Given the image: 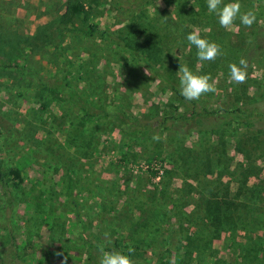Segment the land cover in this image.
<instances>
[{
  "label": "rangeland",
  "instance_id": "obj_1",
  "mask_svg": "<svg viewBox=\"0 0 264 264\" xmlns=\"http://www.w3.org/2000/svg\"><path fill=\"white\" fill-rule=\"evenodd\" d=\"M66 1L0 0V264H100L101 249L133 264H264V141H250L264 130L241 124L256 117L247 99L264 104V0H239L257 22L231 31L206 0H82L151 68L61 22ZM194 29L221 46L215 61H198ZM242 58L247 80L230 83ZM64 60L91 121L57 92ZM180 64L218 93L193 105L154 73L180 89Z\"/></svg>",
  "mask_w": 264,
  "mask_h": 264
},
{
  "label": "trees",
  "instance_id": "obj_2",
  "mask_svg": "<svg viewBox=\"0 0 264 264\" xmlns=\"http://www.w3.org/2000/svg\"><path fill=\"white\" fill-rule=\"evenodd\" d=\"M92 1H97V0H92ZM60 17H61L60 18L61 22H70L73 21L75 18L79 19L85 26V28L82 30L84 34H87L89 36H97L101 38L104 42H107L112 45L122 46L132 59H135L137 61H142L150 68L154 66L149 57H145L141 55V51L138 47L134 46L129 42L120 41L115 36L110 34L107 30L100 29L98 25L90 19L89 10L82 0H67L65 10L63 11ZM67 68H68L67 62L65 60L62 61L60 63L59 72L56 74V78L58 79L57 92L64 94L65 98L72 103L73 108L79 112L81 119H83L84 121L85 120L91 121L94 115L89 111L88 103L78 93V90L74 86L73 81L70 79L69 71ZM154 73L159 79L165 81L169 85V87L173 90V92H175L181 98H184L183 96L180 95V89L177 87V83L174 80L162 74L158 69L154 71ZM189 102L192 103L193 105L196 104L195 101H189ZM263 106L264 104L259 101L254 103L249 99H247L245 108L249 111H253L256 117L251 120L244 121L241 124L245 126V128L247 129L251 127H256L259 130H264V112L261 110ZM236 111H240V108L237 109ZM132 118L134 117L130 110L121 108L120 115H118L116 119L120 125L124 126L125 132L128 133L130 132L132 127V125L129 122ZM166 118L167 116L163 119V122H165ZM232 120L233 119H229V121H227L225 124L227 126H231L233 122ZM154 127L155 125H151L150 128H154ZM148 129H146L145 126H142L141 134L147 133L149 131ZM136 132H139V128L135 129V132L133 134L136 135ZM250 141L256 144V147H258L259 144L264 140H262V138L259 135L255 134L253 137H250ZM247 156H251V154H248ZM8 182L9 180L6 175V172L0 166V185L3 189V192L6 195L9 194Z\"/></svg>",
  "mask_w": 264,
  "mask_h": 264
},
{
  "label": "clouds",
  "instance_id": "obj_3",
  "mask_svg": "<svg viewBox=\"0 0 264 264\" xmlns=\"http://www.w3.org/2000/svg\"><path fill=\"white\" fill-rule=\"evenodd\" d=\"M209 13L218 17L219 25L225 30H238L236 21L246 27H251L256 23V14L253 11L241 12V4L239 0L235 2L224 3L223 0H206ZM187 41L191 46L197 49L198 61H215L222 55L221 46L215 42H210L206 38L201 37L199 29L191 31L187 37ZM247 61L241 59L239 64L233 63L229 65V82L235 84H243L247 80ZM180 81V95L187 101L199 100L203 95L208 93H218L216 83L210 74L197 75L186 65H181L178 70ZM161 137L154 135L153 140L159 141ZM131 252L132 250L129 249ZM100 264H133L128 255H124L117 251L107 252L101 249ZM59 255V254H58ZM67 257H65V261Z\"/></svg>",
  "mask_w": 264,
  "mask_h": 264
}]
</instances>
